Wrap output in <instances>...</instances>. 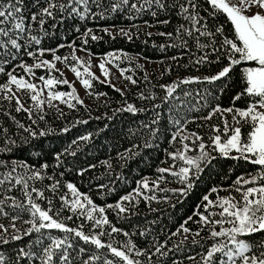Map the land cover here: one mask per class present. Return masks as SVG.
Wrapping results in <instances>:
<instances>
[{"label":"trees","instance_id":"1","mask_svg":"<svg viewBox=\"0 0 264 264\" xmlns=\"http://www.w3.org/2000/svg\"><path fill=\"white\" fill-rule=\"evenodd\" d=\"M127 17V11L121 10L119 14H111L107 19L97 17L82 22L78 18H68L65 14L63 22H59L60 14H57L55 21H48L45 25L47 35H42L41 45H34L32 51L38 54L40 48L53 49L56 55L67 57V63L70 65L75 64L71 59L74 47L85 49L93 55L113 53L121 58L114 59L112 63L125 70L124 76H131L136 83L133 84L124 78L123 84L117 86L101 80L96 75L98 79L82 74L84 78L90 80L91 85L87 88V98L80 99L83 103H76L72 99L69 102L74 107L60 102L45 108L42 105L41 109L37 110L32 107L33 102L30 98L25 97L28 107H32L31 119L29 113L15 111L14 101L10 103L0 100V130L6 129L8 136L18 145L10 153H0V160L9 164L12 161L26 163L33 169H41L42 165H48L43 169V174L45 177L52 176L55 181H59V189L55 195L47 191V187L53 183L47 178L33 182L37 188L46 190V199L37 202L46 209L47 201L51 199L53 209L60 210V219L72 216L71 220H64L68 227L78 228L83 225V230L87 234L110 232L112 226L120 229V232L112 233L111 236H102V241L105 244L112 243L121 247L131 239L136 249L141 253H147L137 256L134 250L129 254L130 258L139 260L141 264H148L149 256L151 264H200L201 255L206 253L212 243L208 238V229L199 224V216L194 215L197 212L204 213L203 205L206 202L203 197L209 195L210 199L215 200L217 195L238 196L235 191H228L233 181L238 176L255 172L256 167L243 160L225 158L213 152L216 159L210 164L201 165L203 170L192 178L193 186L186 194L178 191L186 187L185 183H181L177 176L169 172L160 173L158 169L170 167L173 171L179 169L174 164L175 160L169 155L174 153L175 141L172 140V136L177 131L173 121L195 117L196 121L187 124L186 131L196 132L203 137L205 144H208L209 136L214 134L211 126L221 127L223 120L220 119L219 114L208 121L201 117L206 116L217 105L222 109L233 106L247 107L249 102L247 97L233 104V97L243 88L240 74L242 66L237 67L229 77L219 81L208 83L201 80V82L182 84L177 89L175 97L169 98L165 103L163 99L165 90L160 87L161 85H169L188 77L203 78L215 75L226 61L215 63L216 54L211 53L209 49L206 50L209 54L208 62L196 64L195 60L204 55V52L198 51L195 42L188 37H185L188 39V51L180 47H169L168 45L173 43L179 45L180 41L175 39V36L170 39L159 33H174L175 28L183 22L174 14L160 15L161 20H170L167 25L159 24L157 18L152 17L148 12L135 16L134 19ZM209 20L212 25L223 24L225 34L231 35V25L226 22V17L221 15L217 19L209 18ZM53 23H56V27H52ZM77 27L80 29L79 32L76 31ZM87 28L93 29V33L100 39L93 41L90 36L84 37L82 33ZM105 28L113 34L109 35L102 31ZM121 28L130 31L131 40L119 34ZM148 33L151 35L149 36ZM84 39L88 40L87 44L83 43ZM162 45L165 47L162 48ZM132 55L157 62V71L149 73ZM52 56L53 53L48 51L42 58ZM124 56L130 59H124ZM172 57L177 59L174 60ZM21 59L28 64L33 63L30 57L22 54L16 61L4 65L6 72L11 71ZM79 68L83 71L82 67ZM21 72L22 69L16 68V74ZM35 74L63 80L58 71H49L46 68L36 69ZM6 81V73H0V84ZM56 90L71 93V88L67 84H59ZM184 92H189L191 95L185 97ZM141 94L155 99H141ZM202 96L205 100L200 99ZM65 99L69 98L65 97ZM198 100L199 104H197ZM205 102L206 106H203ZM127 104H133L138 111L136 113L125 111ZM193 107L198 110H191ZM41 115L44 117L42 120ZM153 121L158 122L153 123ZM17 122L31 128L36 135L30 136L29 133L18 128ZM64 129L68 130L64 131ZM247 130L244 129L245 132ZM41 131L46 134L39 135ZM2 136L3 132L0 131V137ZM84 136H88L89 139L86 141L80 139ZM146 144L151 146L146 147ZM19 171L23 173L25 169L20 168ZM144 181L148 182L149 188L140 187L143 196L138 197L136 201H121L122 197L131 195L138 188V182ZM68 183L73 184L80 193L87 195L97 208H105L104 215L110 224L94 229L92 222L86 217L79 213L74 214L67 207L61 210L60 196L66 195L69 200L73 198L66 188ZM213 188L218 189V192H212ZM12 194L20 197L19 191ZM117 202L123 203L128 211L117 215L114 207ZM108 205L113 207L109 208ZM212 210L217 211V209ZM9 211L11 213V210ZM94 215L98 218L100 216L98 212ZM189 217L192 219L189 220ZM27 219L29 215L24 213L22 219L17 221V227L27 228L28 225L23 223V220ZM0 223L7 226L10 220L0 217ZM181 225L189 228V233H184ZM42 231H45L46 235L57 237L65 235L59 230H51L50 233L47 230ZM198 231L200 235L196 236L195 233ZM125 232L129 235L125 236ZM140 232H144L145 235L141 236ZM173 233L177 234L173 235ZM37 235L33 233L21 241L0 246V251L6 255L14 253L18 248L29 244L30 240H35ZM194 240L197 243H194ZM44 242L48 243L47 239ZM70 242L75 244V249L72 250L73 256H76L78 249L83 247L86 249L83 258L86 259L93 254L101 257L95 264H103L104 259H114L117 260V264H123L122 261L112 257L106 248L97 250L78 238H72ZM157 244L165 245L163 251L167 252L166 256L153 255ZM25 264L31 262L26 260Z\"/></svg>","mask_w":264,"mask_h":264},{"label":"snow or ice","instance_id":"2","mask_svg":"<svg viewBox=\"0 0 264 264\" xmlns=\"http://www.w3.org/2000/svg\"><path fill=\"white\" fill-rule=\"evenodd\" d=\"M35 9V10H32ZM121 10H126L128 19H134L142 13L148 12L154 18H157L159 24L167 25L169 19H159L161 14L179 17L183 22L180 23L173 32H161L159 35L179 40V45L173 43L169 47H180L188 51V37L195 42L198 51H203L204 55L195 60L196 64L208 62V51L216 54L215 63L226 61L217 74L211 76L188 77L169 85H161L165 90L163 97L167 103L169 98H174L175 93L180 85L190 84L193 82L208 83L219 81L227 78L237 68L241 67V79L243 83L242 90L233 97V104L244 97L248 98L246 108L229 107L222 109L219 105L212 109L206 116L201 119L208 121L219 114L223 120V129L219 125H212L211 131L214 133L209 136V143L205 144L203 137L196 132H189L185 135L186 126L194 123L196 118L177 119L173 123L177 126V131L173 134L172 140H180L182 149L175 153H169L173 160L183 162L184 166L179 171L172 169L160 168V173L169 172L177 176L181 183L186 187L179 189L181 194H186L187 190L192 188V178L198 176L203 170L202 164H210L216 159L213 152L219 156L243 160L256 167V171L241 175L233 181L229 192L235 191L238 196L231 194L226 196L217 195L216 199H210L205 195L203 200L204 213H194L199 216L198 223L208 229V238L212 241L207 248L206 253L201 255L200 264H264V0H0V73H6L7 81L0 84V100L15 102V111L29 113L31 119L32 107L37 110L41 109L43 104L52 106L53 101L67 103L69 107H74L69 101L74 99L76 103H83L75 96V89L71 93L52 91L56 84H67L72 87L67 79L58 80L54 77L40 76L42 82L40 87L36 83L26 79V76L35 77V70L46 68L49 71H59L55 64L47 59H42L45 52L53 53V60L67 62V57L55 55L53 49H38L32 51V47L39 46L42 43V35H47L45 25L49 20H56L57 14H60V21L63 22L65 14L68 18H78L80 21L87 19H107L111 14H119ZM204 13V14H202ZM226 17V22L230 23V33L225 34L223 24L212 25L209 18L217 19L219 16ZM150 26V25H149ZM56 27V23L52 24ZM79 32V27L76 28ZM105 33H113L105 28ZM39 32L40 34H35ZM119 34L132 39L130 31L119 29ZM84 37H89L96 41L100 39L93 33V29L87 28L82 33ZM150 36L151 33H148ZM84 44L88 43L87 39L83 40ZM162 48L165 46H161ZM85 50V49H81ZM73 49L71 59L75 62L70 66L76 78L81 84L88 88L90 80L83 78L79 67L83 68V74L92 79H98L90 71V61L85 62L78 58ZM22 54H26L33 60L28 64L22 59L20 63L15 64L11 71H7L4 65L16 61ZM113 53H108L105 57L107 63H112L114 59H120ZM124 59H130L127 56ZM177 59V57H172ZM98 67L102 75L106 78L109 73L106 69L105 62L99 63ZM16 68L23 70L25 75H17ZM125 70H121L124 76ZM63 75V73H61ZM125 79L133 84L136 81L131 76H125ZM47 90L46 97L44 92ZM18 94H30V100L33 102L32 107H25L21 96ZM185 97L191 95L184 92ZM199 95V94H198ZM68 97L69 99H65ZM141 99H155V97H145L141 94ZM205 100V97H200ZM200 101H197L199 104ZM206 106V102L205 105ZM159 107V105H155ZM179 107V105H177ZM125 111L136 113L138 109L133 104H127ZM191 110H198L193 107ZM231 115V123L227 119ZM43 115L40 116L42 120ZM14 119V118H13ZM158 121H153L156 123ZM35 123V120H33ZM86 123V122H85ZM18 128L35 136L36 133L24 124L17 122ZM248 130L245 132L244 129ZM68 129H64L67 131ZM3 136L0 137V153H10L18 147L16 141L11 139L6 129L0 130ZM46 133L41 131L39 135ZM191 137V145L184 143ZM82 140H88V136L81 137ZM75 143V142H74ZM150 147V144H146ZM198 149L199 155L189 156L187 153ZM59 160V157H57ZM48 165H42L41 169H33L26 163L0 160V217L8 218L10 223L6 226L0 223V246H7L14 241H21L25 237H30L33 233L38 234L35 240H30L29 244L18 248L14 253L6 255L0 251V264H25V261L31 264H95L100 260L99 255H89L83 258L86 249L80 247L76 256L72 255L75 244L70 242L72 238H78L85 244H89L100 250L106 248L112 257L122 261L123 264H141L139 260L130 258V253L135 250V255H147L136 249V245L129 239L123 246H114L112 243L105 244L101 237L104 235L111 236L112 233H118L121 230L112 226L110 232L100 231L93 234H87L83 230V225L78 228H71L66 225L64 220H71L72 216L60 219V210H54L52 200L48 199V208H43L38 200L46 199L45 191H50L55 195L59 189V181L54 177L43 174V169ZM20 168L25 169L22 173ZM47 178L53 181L47 189H40L33 182L42 181ZM140 187L149 188L147 181L138 182V188L135 190L136 195H140ZM66 188L72 194L69 200L66 195L60 196L62 202L61 210L67 207L71 212L79 213L92 222V228H100L109 225L110 221L104 215L105 208H97L93 201L85 194L80 193L77 188L68 183ZM15 191L20 192V197L13 195ZM212 192H218L213 188ZM155 199V197H149ZM132 196L126 195L121 201H131ZM87 205V207H86ZM112 208L113 205H108ZM117 215L126 213L128 209L121 202L115 204ZM212 209H217L213 211ZM14 213V214H11ZM99 213V218L94 213ZM28 213L29 219L23 220L28 225L27 228L17 227V221L22 219V215ZM189 220L192 217L188 218ZM187 221H185V224ZM184 233H189L190 229L181 225ZM51 230H59L64 233L62 237L51 234L46 235ZM179 231V230H178ZM177 233H173L176 235ZM125 236L129 233L125 232ZM144 236V232H140ZM196 236L200 232L195 233ZM259 237L255 238L254 237ZM187 237H185L186 239ZM45 239L48 243L45 244ZM197 243V241H193ZM165 245L157 244L155 253L166 256L167 252L163 251ZM192 259V257H189ZM103 264H117V260L104 259ZM148 264H151L149 256Z\"/></svg>","mask_w":264,"mask_h":264},{"label":"rangeland","instance_id":"3","mask_svg":"<svg viewBox=\"0 0 264 264\" xmlns=\"http://www.w3.org/2000/svg\"><path fill=\"white\" fill-rule=\"evenodd\" d=\"M74 48H75L74 54L78 58H80L82 61H85V62L90 61V63H91L90 71L92 73H94V75H96L98 78H100L101 80H104V81H108V82H110L114 85H117V86H121L123 84L125 76L121 75L122 69L118 68L114 63H107V61H105V57L107 54L106 55H93V54H90L89 52H87L86 50H81V48H78V47H74ZM132 57H134L142 66H144L145 69L149 73H151L153 71H157V62L149 61V60L144 59L140 56L132 55ZM42 59H47L49 61H52L55 64L56 69L59 70L58 73H60V74L63 73V75H62L63 79H67L70 82V84L72 85V87H70L71 92L73 91V88L75 89V96H77L81 100H85L87 98V88H85L81 84L80 80L76 78L75 74L72 71H70V66H71L70 64H68L67 62L65 63V62H61V61H55V60H53V56L49 57V58H42ZM102 61L105 62L106 69L109 73L107 78L104 75H102L101 70L98 67L99 63H101ZM79 70L83 74L82 69L79 68ZM17 75L23 76V75H25V73L22 70L21 74H17ZM39 77H40L39 75L35 74V77L26 76V79H29L30 81L36 83L38 87H40L42 85V82L39 80ZM46 78H48V77L46 76ZM58 85L59 84L54 85L52 88V91H58V90H56V87ZM58 92H62V91H58ZM46 94H47V90H45V92H44V97H46ZM18 95L21 96L22 102L25 104L26 107H28V103L26 102L25 97L29 98L30 94H18ZM57 103H60V101H53V104H57ZM47 106H48V104H46V103L43 104L44 108ZM227 119L230 123L232 122L231 121V115H227ZM220 128L222 130L223 125ZM188 133H189V131H185L184 134L187 135ZM184 143H189L191 145V137H189L188 141H184ZM180 149H182V143L180 142L179 139H177L175 141V145H174V153ZM198 152H199L198 149H196V150L188 152L187 154L189 156H197V155H199ZM174 164H175V166H178L179 168L181 166H184L183 162L179 161V160H175ZM168 169H172V167H170ZM178 170L179 169H177L176 171H178ZM131 196H132L131 201H136L138 199V197L143 196V195H142V193H140V195L137 196L136 191H134L131 194Z\"/></svg>","mask_w":264,"mask_h":264}]
</instances>
